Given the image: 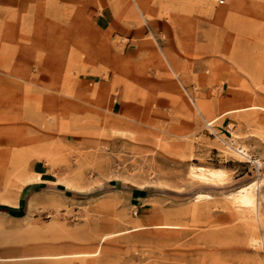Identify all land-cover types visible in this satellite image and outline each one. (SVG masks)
<instances>
[{"label":"rangeland","instance_id":"rangeland-1","mask_svg":"<svg viewBox=\"0 0 264 264\" xmlns=\"http://www.w3.org/2000/svg\"><path fill=\"white\" fill-rule=\"evenodd\" d=\"M231 3L0 0V264H264V0Z\"/></svg>","mask_w":264,"mask_h":264},{"label":"bare ground","instance_id":"bare-ground-1","mask_svg":"<svg viewBox=\"0 0 264 264\" xmlns=\"http://www.w3.org/2000/svg\"><path fill=\"white\" fill-rule=\"evenodd\" d=\"M191 169H193V167ZM189 171L191 173V170H189ZM222 173H221L220 169L218 171V170H214V169L210 170V169L203 168V167H198L195 171L192 170V174L194 175V178L197 177V178L201 179V181L202 180H204V181H208V180L215 181L216 179H217L216 181H218L219 179H222L221 178ZM189 175H191V174H189ZM191 178H192V176H191ZM235 193H236L235 200L238 203L239 207H241V209H247L248 210V209H253L255 207V197L253 195V191H252L251 187H243V188L241 187V189H239ZM201 198H202L201 194H196L195 200H199Z\"/></svg>","mask_w":264,"mask_h":264},{"label":"crops","instance_id":"crops-1","mask_svg":"<svg viewBox=\"0 0 264 264\" xmlns=\"http://www.w3.org/2000/svg\"><path fill=\"white\" fill-rule=\"evenodd\" d=\"M240 4H241V0H239V3L236 5L232 4V7H238ZM148 29L152 32H158V30L160 29V25L157 22H152L150 25H148ZM114 31L117 36L125 39H133L140 34L135 28L130 27L124 23H117L114 27ZM8 259H13V258H8Z\"/></svg>","mask_w":264,"mask_h":264},{"label":"built area","instance_id":"built-area-1","mask_svg":"<svg viewBox=\"0 0 264 264\" xmlns=\"http://www.w3.org/2000/svg\"><path fill=\"white\" fill-rule=\"evenodd\" d=\"M219 4H222L224 0H217Z\"/></svg>","mask_w":264,"mask_h":264}]
</instances>
